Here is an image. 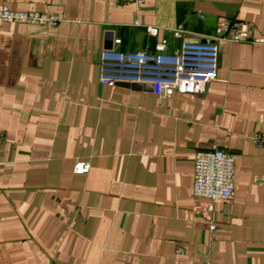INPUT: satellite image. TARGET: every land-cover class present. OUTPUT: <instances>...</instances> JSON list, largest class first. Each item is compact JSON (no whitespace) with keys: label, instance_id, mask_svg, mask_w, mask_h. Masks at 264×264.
I'll list each match as a JSON object with an SVG mask.
<instances>
[{"label":"crops","instance_id":"1","mask_svg":"<svg viewBox=\"0 0 264 264\" xmlns=\"http://www.w3.org/2000/svg\"><path fill=\"white\" fill-rule=\"evenodd\" d=\"M2 7L59 21L0 20V264H264V43L219 39L204 94L100 82L102 50L168 39L173 51L179 25L185 40L213 37L223 18L264 37V0ZM213 142L237 155L230 201L193 192L195 154Z\"/></svg>","mask_w":264,"mask_h":264},{"label":"built area","instance_id":"2","mask_svg":"<svg viewBox=\"0 0 264 264\" xmlns=\"http://www.w3.org/2000/svg\"><path fill=\"white\" fill-rule=\"evenodd\" d=\"M118 1L143 6L146 0ZM0 20L40 25L56 24L59 21L55 15L8 7L0 8ZM157 31V27L147 26L150 35H156ZM184 33L182 25L173 29L172 36L182 39L180 46L173 51L168 49V39L157 43L155 52L113 48L102 50L100 82L105 85L149 84L160 98H170L176 92L204 94L208 85L218 77L219 39L264 43V37L254 36L249 23H233L225 18L218 22L216 34L207 40H185ZM254 141L258 146H263L264 132L257 133ZM236 161V153L221 148L218 142H213L208 148L198 149L195 154L194 195L211 200H233L236 194ZM90 168V162L77 161L74 170L85 174ZM207 210L211 211L212 206L209 205ZM215 228L216 225L212 223L211 229Z\"/></svg>","mask_w":264,"mask_h":264}]
</instances>
